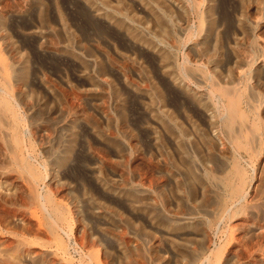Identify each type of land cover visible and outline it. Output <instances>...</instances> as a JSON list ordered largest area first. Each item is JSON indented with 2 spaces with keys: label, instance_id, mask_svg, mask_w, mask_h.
I'll list each match as a JSON object with an SVG mask.
<instances>
[{
  "label": "rangeland",
  "instance_id": "374dc122",
  "mask_svg": "<svg viewBox=\"0 0 264 264\" xmlns=\"http://www.w3.org/2000/svg\"><path fill=\"white\" fill-rule=\"evenodd\" d=\"M0 264H264V0H0Z\"/></svg>",
  "mask_w": 264,
  "mask_h": 264
},
{
  "label": "bare ground",
  "instance_id": "6f19581e",
  "mask_svg": "<svg viewBox=\"0 0 264 264\" xmlns=\"http://www.w3.org/2000/svg\"><path fill=\"white\" fill-rule=\"evenodd\" d=\"M236 100V99H235ZM234 103H235V101H234ZM238 104V103H237ZM237 104H236V106H237ZM233 110H234V108H233ZM235 111V110H234ZM236 112V111H235Z\"/></svg>",
  "mask_w": 264,
  "mask_h": 264
}]
</instances>
